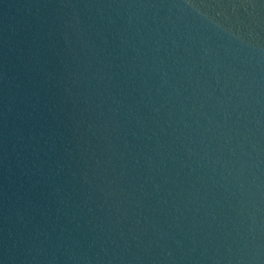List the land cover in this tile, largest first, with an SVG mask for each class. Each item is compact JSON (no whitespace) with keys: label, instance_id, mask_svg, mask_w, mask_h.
<instances>
[{"label":"water","instance_id":"95a60500","mask_svg":"<svg viewBox=\"0 0 264 264\" xmlns=\"http://www.w3.org/2000/svg\"><path fill=\"white\" fill-rule=\"evenodd\" d=\"M0 264H264V0H0Z\"/></svg>","mask_w":264,"mask_h":264}]
</instances>
